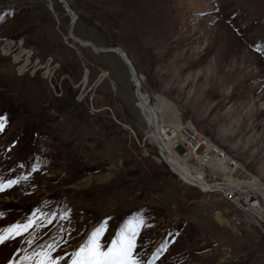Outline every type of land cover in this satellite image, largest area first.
<instances>
[{
	"label": "rangeland",
	"instance_id": "374dc122",
	"mask_svg": "<svg viewBox=\"0 0 264 264\" xmlns=\"http://www.w3.org/2000/svg\"><path fill=\"white\" fill-rule=\"evenodd\" d=\"M66 1L71 15L60 0H0V182L18 181L0 192V229L37 221L0 245V264L54 239L68 259L102 222L106 250L137 220L138 264H264L258 229L229 231L231 204L182 180L149 137L189 120L264 182V0ZM75 38L121 49L153 113L125 60Z\"/></svg>",
	"mask_w": 264,
	"mask_h": 264
},
{
	"label": "built area",
	"instance_id": "2783aa9c",
	"mask_svg": "<svg viewBox=\"0 0 264 264\" xmlns=\"http://www.w3.org/2000/svg\"><path fill=\"white\" fill-rule=\"evenodd\" d=\"M138 89H140V86H138ZM144 94L147 96L148 101H150L148 94ZM136 105L139 106L138 100ZM142 114L144 119L149 123L143 110ZM181 123L182 125L180 129H176L179 136L176 135L177 132H175L173 127L168 129L171 138L176 137L173 138L174 141L170 146L178 162L180 161L184 164L182 171H186L189 178L198 185L219 186V192L233 195L237 200L246 205L264 211V182L246 177L244 175V169L237 167L234 160L227 157L226 150L217 148L206 134L193 128L192 122L188 120L181 121ZM151 135L149 137H151ZM151 139L153 145L157 149V153L159 154L157 144L154 143L152 137ZM203 171H211V173L215 174H218L219 172H227L233 175H238V179L240 180H246L247 182L255 181V188H251L249 192H240L232 188L231 185H227V183L224 185H217L216 182H209L207 181V178H203ZM223 216H229V227H226L229 231L237 235H250L248 229V222L250 221H247L244 218L235 219L229 213L223 214ZM257 239L261 240V232H257Z\"/></svg>",
	"mask_w": 264,
	"mask_h": 264
},
{
	"label": "snow or ice",
	"instance_id": "6c2138e0",
	"mask_svg": "<svg viewBox=\"0 0 264 264\" xmlns=\"http://www.w3.org/2000/svg\"><path fill=\"white\" fill-rule=\"evenodd\" d=\"M3 128L4 121L0 119V130H3ZM16 183H18L16 180H9L6 183L0 182V192L11 188ZM36 223L35 213H33V216L26 218L24 222H18L0 229V245L16 240L18 237L28 233ZM142 223V220H137L135 223L130 222L112 240L106 250L102 248L100 243V237L106 227L102 222L93 229L87 240L70 254L68 259H66L69 256L67 253L63 256L53 255V253L57 252V249L62 247L61 241L54 239L49 243L38 245L23 256L21 261L26 262V264H61V261H64V264H138V261L133 256V249L136 246V236ZM26 243L31 245L34 243V239H29ZM9 264H13V262L10 261Z\"/></svg>",
	"mask_w": 264,
	"mask_h": 264
},
{
	"label": "bare ground",
	"instance_id": "6f19581e",
	"mask_svg": "<svg viewBox=\"0 0 264 264\" xmlns=\"http://www.w3.org/2000/svg\"><path fill=\"white\" fill-rule=\"evenodd\" d=\"M67 4H68V2H67ZM68 7H69V5H68ZM71 11H72V9H71ZM71 14H72V12L69 15H71ZM73 22H74V20L72 19L71 20V24H70L71 25L70 26V31H69V35L70 36H71V27L73 26ZM76 40L78 41L79 45L88 46L94 52H97L96 49H98V48H106V47H97L96 48V47H94V45L92 43H90L88 41H80L78 39H76ZM116 49L119 52L124 53L121 49H119L117 47H116ZM125 56H126V54H125ZM121 58L123 59V57H121ZM129 71H130V69H129ZM130 73L132 75V77H131L132 80L135 81V77L133 76L134 73L132 71H130ZM134 83H135L136 93H138L139 97L142 100L146 101L148 108L153 113V109L148 104V102H149L148 98L145 95H142V92H141V94L139 92V90H140V89H138L139 83H137L136 81ZM166 114H167V112H166ZM154 121H158V118L156 116H155V120ZM169 123H171V122L169 121ZM169 123L167 122V124H166V126H167L166 130L168 128H170V127H168V126H170ZM157 125L153 126L152 132H151L152 133L151 137L154 139L155 143L158 145L159 150H162V151H164V153H166L165 157L168 158L171 166L173 168H177L178 169L180 178L182 180H185V182H187V184H195L198 188H200V190L202 192H206L207 194L208 193L209 194L214 193V194L223 195L224 196V200L226 202H228L229 204H231V206H232V208L234 210L231 215L235 219H243L244 218L247 221H250V222H248V224L256 227L258 229V231L261 232V236L264 239V211L256 209L255 207L246 205L245 203L237 200L233 195L225 194L224 192H219V186H201V185H198V184L194 183L191 180V178H189V176L187 175L186 171H182V167L184 166V164L181 163L180 161L178 162V160L176 159V157L174 155L173 150L171 149L170 144H172V142L174 141L173 138H176V137L171 138L170 132L167 130L168 133H169V136L167 138L163 137L164 140H162L161 136L159 135V131H160L159 126L160 125L159 126H157ZM175 132H177L176 135L179 136L178 131H176V129H175ZM228 158H230V157H228ZM230 159H233V158H230ZM234 162H235L237 167L243 168V166H241L235 160H234ZM223 173H224L223 175H217L215 173L212 174V173H208L207 171H203V178H207V181H209V182H216L217 185H224V184L227 183V185H231L232 188H234L235 190L240 191V192H249L251 190V188H255V181H248L247 182L246 180L238 179V175H233V174L227 173V172H223ZM244 175L246 177H248L249 179H256L258 181V179L255 176H252L251 174H249L245 169H244Z\"/></svg>",
	"mask_w": 264,
	"mask_h": 264
},
{
	"label": "water",
	"instance_id": "95a60500",
	"mask_svg": "<svg viewBox=\"0 0 264 264\" xmlns=\"http://www.w3.org/2000/svg\"><path fill=\"white\" fill-rule=\"evenodd\" d=\"M62 2V5L65 9V11L70 14L72 11L71 9L68 7L67 1L66 0H60ZM72 29V27H71ZM97 52H112L115 53L117 55H119L120 57H123V59L126 61V63L128 64V67L130 69V71H132L135 74V70L132 66V64L130 63V61L126 58L124 53L119 52L116 47H106V48H98L96 49Z\"/></svg>",
	"mask_w": 264,
	"mask_h": 264
}]
</instances>
